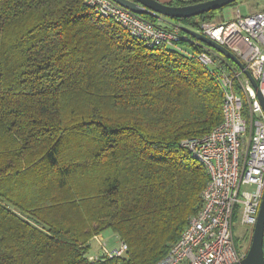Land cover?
<instances>
[{"label": "trees", "instance_id": "obj_1", "mask_svg": "<svg viewBox=\"0 0 264 264\" xmlns=\"http://www.w3.org/2000/svg\"><path fill=\"white\" fill-rule=\"evenodd\" d=\"M180 32L148 47L86 0H0V264H155L179 239L209 181L181 141L223 119L218 67ZM108 229L127 256L91 261Z\"/></svg>", "mask_w": 264, "mask_h": 264}, {"label": "built area", "instance_id": "obj_2", "mask_svg": "<svg viewBox=\"0 0 264 264\" xmlns=\"http://www.w3.org/2000/svg\"><path fill=\"white\" fill-rule=\"evenodd\" d=\"M174 1V0H173ZM195 3L204 0H175ZM98 13L112 17L148 47L174 46L183 38L180 26L165 27L113 0H86ZM237 6V5H236ZM200 33L231 50L255 79L239 67L232 70L219 62L224 57L208 45L198 54L201 63L215 66L223 92V119L202 136L184 138L189 150L209 174L202 192V206L191 215L179 239L155 264H232L245 253L234 242L236 213L241 225L255 226L264 197V8L243 13L239 7L230 20H203ZM254 229V227H253ZM100 252L89 254L91 261L127 256L128 244L119 237L109 245L96 234Z\"/></svg>", "mask_w": 264, "mask_h": 264}, {"label": "water", "instance_id": "obj_3", "mask_svg": "<svg viewBox=\"0 0 264 264\" xmlns=\"http://www.w3.org/2000/svg\"><path fill=\"white\" fill-rule=\"evenodd\" d=\"M120 5L130 9L139 15H150L156 17L160 20H166V18H188L194 17L200 14H205L211 10H218L224 6H227L237 0H204L195 3L187 4H168L161 0H113ZM181 30L185 31L192 37L198 39L204 44L212 47L214 50L218 51L224 57L230 59L234 62L244 73L249 77L254 87L257 83L250 71L245 68L243 62L236 54L231 50L226 49L225 46L221 45L212 38L200 33L199 31L192 29L187 26L179 25ZM258 96L264 106V98L260 91H258ZM261 206L259 209V214L257 222L255 224L252 234L251 245L248 249L246 255L238 262L232 264H264V197L261 200Z\"/></svg>", "mask_w": 264, "mask_h": 264}, {"label": "rangeland", "instance_id": "obj_4", "mask_svg": "<svg viewBox=\"0 0 264 264\" xmlns=\"http://www.w3.org/2000/svg\"><path fill=\"white\" fill-rule=\"evenodd\" d=\"M236 7H239L243 13H248L249 11L261 10L262 8H264V2H257L256 0H245L240 1L237 6H224L216 11L218 13V18L211 19L210 21L219 22L221 20L226 21L232 19L235 15ZM166 20L167 21L158 19L157 23L160 25H169V20L167 18ZM235 215L236 217L233 225L235 246L240 252L247 253L252 241L253 227H251V225H241L238 221V212ZM102 235L104 236L105 241L109 243V245L118 244V235L114 234L111 230H105ZM90 244V254H97L98 252H100V247L97 240L92 239Z\"/></svg>", "mask_w": 264, "mask_h": 264}, {"label": "crops", "instance_id": "obj_5", "mask_svg": "<svg viewBox=\"0 0 264 264\" xmlns=\"http://www.w3.org/2000/svg\"><path fill=\"white\" fill-rule=\"evenodd\" d=\"M161 1H163V0H161ZM165 21H167V20H165Z\"/></svg>", "mask_w": 264, "mask_h": 264}]
</instances>
